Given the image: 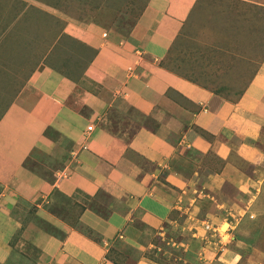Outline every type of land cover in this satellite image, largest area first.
<instances>
[{
    "label": "crops",
    "instance_id": "crops-1",
    "mask_svg": "<svg viewBox=\"0 0 264 264\" xmlns=\"http://www.w3.org/2000/svg\"><path fill=\"white\" fill-rule=\"evenodd\" d=\"M213 1L146 0L130 18L122 0L120 11L103 2L105 17L87 11L92 0H67L69 15L28 0L18 35L39 58L20 85L9 79L18 89L0 115V264H168L172 254L174 264L230 263L215 252L221 235L204 226L205 246L166 241L152 259L179 218L235 229L263 193L264 30L254 28L264 0ZM212 13L223 30L227 13L260 34L258 50L241 57L236 42H209L224 38L204 24ZM211 51L216 60L204 63ZM231 54L241 57L233 70L220 57ZM225 205L244 217L227 221ZM256 244L249 257L262 255Z\"/></svg>",
    "mask_w": 264,
    "mask_h": 264
},
{
    "label": "rangeland",
    "instance_id": "rangeland-1",
    "mask_svg": "<svg viewBox=\"0 0 264 264\" xmlns=\"http://www.w3.org/2000/svg\"><path fill=\"white\" fill-rule=\"evenodd\" d=\"M41 1L43 3L44 2L48 3L49 6L53 5L54 7L58 8V9L65 10V14H67V15L72 14L69 12V10H71V9L63 7V6H67L66 5L67 0H41ZM68 1L71 4L73 3V0H68ZM117 1H119V0H92V2H91L92 5L89 4L87 11H89L90 14L97 13L100 15V11L98 10V8L101 5L106 6V5H103L105 3L107 4L108 7H111L114 11L115 10L120 11L122 8H125L126 5H123L121 7V5ZM145 1L146 0H122L123 4L125 2L130 3V7H128V12H127L129 14L130 18L132 15L136 14L137 10L135 8H138L137 6L145 3ZM216 1L217 0H214L213 3L215 4ZM23 2H24L23 0H0V96H1L0 97V110L3 109L4 106L7 104V102H8L7 98H10L11 95L13 96L14 94H16V89H18L17 86H15L13 83H11L8 86L9 79L12 82L14 80L13 76L16 75L17 77H15V78H17V85H20L21 81L25 77H27V74H28L27 73L28 71H26L25 67L28 68L31 65L34 66L35 62L39 58L38 57L39 53L36 52V54H35L34 50H31L32 47H34V48L36 47V45H34L35 42H33L31 37L25 38V37H19V35H18V33H21V34L23 33L22 32L23 31L22 26H23V24L26 23V20H27V19H25L26 14L24 16H21V19H20V14L24 11V9L25 10L28 9V8L26 9V5H25V4H28L27 3L28 0H27V2H25V4ZM103 2H105V3H103ZM133 5H134V7H132ZM224 5H227V4H223V6ZM94 6H96V8ZM233 6H235V5L230 4V6H228V7H233ZM225 7L227 8V6H224L222 8L219 7V9L224 12V10H226V9H224ZM31 11L32 10L29 9V12H31ZM33 11L36 12L34 9H33ZM82 11H83V9H80V12H82ZM200 11H201V7L198 8L194 12V15H193L194 18H196L197 16H200V15H203V14H200L201 13ZM83 13H85V12L83 11ZM258 13L264 15V11H258L257 10V14ZM27 14H28V12H27ZM32 14H33V16L35 15V13H32ZM106 14H107V12H106ZM106 14H102L100 16L105 17V16H107ZM213 15H215V13L210 14L209 15L210 19L206 20L209 23L205 22L204 24H206V26L212 25L211 27L214 26L216 29H217V27L221 28L223 33H224V38L221 40H219V39L213 40V41L209 40V42L214 43V44L218 43L220 46H222L223 48H226V49L232 46V42H236V46L231 48V50H232V52H238L241 55V57H243L245 54H248L249 53L248 51H250V53H251L253 50H255V48H257V47H254L253 44H256L255 41H257V38L260 34L257 35L253 31V29L250 30L251 32L249 34L248 28L247 27L245 28V26H246L245 22H241L239 24L238 19L232 18L231 16H233V15H231V14H228V16H227V13H226L222 21L224 22V20H226L228 18V21H229L228 24L232 28L230 27L228 29L223 30L225 23H221V25H220L221 20H219V22L216 23L214 18H212ZM40 16H41V18H40ZM73 16H76V15H73ZM205 16H207V11H206ZM36 18H38V19L44 18L46 20L47 19L50 20L52 17L49 18L47 15L41 14L39 16H36ZM83 19L85 20V18H83ZM103 23L108 25L107 21H105ZM226 26H228V25H226ZM202 28H203V26H202ZM254 29L256 31L261 32L264 30V25H262V27H260L257 24ZM187 30L190 33L191 29H187ZM232 30H234V32L236 31L238 34L241 32L242 35L244 36V39H242V38L238 39V34L233 33ZM194 31L195 30H192L191 32H194ZM37 36L43 37V33H42L41 29L38 31ZM35 41H36V43L38 42V40H35ZM52 42H53V39L48 40V44L51 45ZM49 47L50 46H48V45L44 46L42 52H45ZM197 47H198V51L200 52V47L199 46H197ZM207 48H209V50H210L211 46H207ZM257 50H258V48H257ZM203 51H204V48H203ZM55 52H57V51L55 50ZM210 53H211L210 55L209 54L202 55L203 59H204L203 60L204 63H206V61L209 62L212 59L216 60V56H217L216 51L213 54H212V51ZM206 56H208V57H206ZM224 56L226 57L225 61L231 60L230 63L226 62L225 67L227 68V67H229V65H231V66L234 65L232 67V70L235 69V67L238 65L237 64L238 61H241V59H240L241 57H237V55L233 56L231 54L228 57H227V55H220L221 59ZM191 57H193V56H191ZM69 58L70 57L68 55L64 56V59L67 61L69 60ZM79 59H81L80 56H79ZM70 60H72V59L70 58ZM191 64L196 65L197 63L194 61V62H191ZM6 68L9 70H6ZM234 71H236V70H234ZM234 71H232V72H234ZM208 72H211L213 77L217 75L216 71H212V70L209 71V69H208ZM184 73H186V72H184ZM204 73H206V72H203V74ZM224 74L226 75V72H224ZM217 78L218 77H216L215 80H217ZM226 88L229 89L230 87L226 86ZM2 90H4V91H2ZM254 185L256 186L255 183H254ZM262 189H263L262 196L258 197L259 202L257 199V203H258L257 205H259V207L257 208L258 210H256V212H254L253 215H250V219L253 218L252 220L254 221V224H249L250 219H249L248 214L244 217V215L237 214L238 213L237 212L236 213L237 217H236L234 215H231L228 211L227 212L225 211L227 205H225V207H224V212L227 214V215L226 214L225 215L228 216L227 218H229V220H227V221L231 220V221L235 222L236 220L239 221L240 218L244 217L242 222L240 221L235 229H232L230 227H229L230 229H228L227 223H224L222 228L219 227V230L221 228V232H222V233L220 232V234L222 236V240H224L225 242L227 241V245L223 246L222 243H219L218 248L215 250V252L217 251L219 256L225 257V259L227 258V260L230 262L229 264H260V263L264 264V186L262 187ZM232 216H234V217H232ZM193 217H196V218L188 219L186 224H183L182 222H180V218H179V222L176 224H179L180 230H175V231L171 230L169 233H167L164 236L165 243L162 242L163 239L162 240L159 239L157 241V243L159 245H158L157 249H154L155 252H154V254H152V256H153L152 259L160 262L159 257L162 258V256H164L162 254H164V252L167 250V247H168L166 241L172 243L174 241H180L181 240L183 243L188 244L192 241V239H195V240H198V239L201 240L202 239V234L199 233L198 230L200 228L199 226H202L203 224L197 220L198 216L193 214ZM181 218H183V217H181ZM233 224H231V225H233ZM247 224H249V225H247ZM191 226H193L192 229L190 228ZM250 227L252 228V230L250 231V233H247V229L249 230ZM193 229H194V231H196L195 234H193ZM234 230H235V232H234ZM185 231H187V233H184ZM227 231L231 232V234L229 236L228 235L226 236V233H229ZM186 234H188L189 236H187ZM232 235H235L239 239H243V238L244 239L236 242V241H233L232 239H229V238H231ZM161 238H163V237H161ZM212 241H214V240L212 239ZM256 242H257V244H256ZM254 243L257 245L258 252L261 251L263 256L262 255L259 256L257 254V256L253 255L252 257H249L250 252L246 253L247 248H250L249 245H253ZM161 244H163V245H161ZM160 248H161L160 252L162 253L161 255H159V249ZM211 250H213V249H211ZM239 252H241L242 257H239L238 261H235L234 263H232L233 257ZM204 254H205V251H204ZM225 255H227V256H225ZM171 256L174 257L175 254H172ZM176 260H178V259H176ZM177 263H178V261H177Z\"/></svg>",
    "mask_w": 264,
    "mask_h": 264
},
{
    "label": "clouds",
    "instance_id": "clouds-1",
    "mask_svg": "<svg viewBox=\"0 0 264 264\" xmlns=\"http://www.w3.org/2000/svg\"><path fill=\"white\" fill-rule=\"evenodd\" d=\"M205 223H208V222H204L202 226H204V229H205L207 232L210 231V232H211L212 234H214L215 236H216V235H217V236H220V235H221L220 233H217V232L215 233V232H214L215 230H207V229L205 228V225H204ZM208 224H210V223H208ZM210 225L212 226V224H210ZM212 227H213L214 229L219 228V227H216V228H215L214 226H212ZM195 232H196V231L193 230V234H195ZM228 236H229V235H228ZM221 237H222V236H221ZM229 239H232V240L234 241V237H233V236H231V238H229ZM201 241H202V244L205 246L206 244H208L209 239H207V238L205 237V235H204V236L202 237V240H201ZM224 242H225V241H224ZM218 245H219V244H218ZM222 245H223V246H226V245H227V241H226L225 243H223ZM203 249H204V247H203ZM201 250H202V249H201ZM204 251H205V250H204Z\"/></svg>",
    "mask_w": 264,
    "mask_h": 264
},
{
    "label": "trees",
    "instance_id": "trees-1",
    "mask_svg": "<svg viewBox=\"0 0 264 264\" xmlns=\"http://www.w3.org/2000/svg\"><path fill=\"white\" fill-rule=\"evenodd\" d=\"M133 9V8H132ZM136 10H137V8H135ZM127 12H128V10H127ZM138 13V11L136 12V14ZM7 106L8 105H5L4 106V108L3 109H1L0 110V115H2V113H3V111H4V109H6L7 108ZM235 201V200H234ZM23 204H26V202H22ZM64 213H69V211L68 210H66ZM80 214H82V210H80ZM75 227H79V226H75ZM188 236V235H187ZM178 242H181V240L180 241H178ZM164 244V243H163ZM194 243H192L191 244V246L193 245ZM199 248V247H198ZM179 255V254H178ZM260 258V257H259ZM159 259H161L160 257H159ZM174 263H176V260H175V258L174 257H171L170 258V260H169V263L168 264H174ZM177 264H179V263H177Z\"/></svg>",
    "mask_w": 264,
    "mask_h": 264
},
{
    "label": "built area",
    "instance_id": "built-area-1",
    "mask_svg": "<svg viewBox=\"0 0 264 264\" xmlns=\"http://www.w3.org/2000/svg\"><path fill=\"white\" fill-rule=\"evenodd\" d=\"M93 129V126H89V130H92ZM205 225V228L207 229V230H215L214 232L216 233H220L221 231L219 230V228H217V229H214L210 224H208V223H205L204 224Z\"/></svg>",
    "mask_w": 264,
    "mask_h": 264
}]
</instances>
